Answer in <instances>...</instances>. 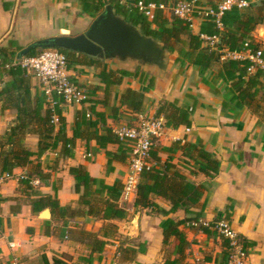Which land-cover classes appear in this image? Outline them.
Masks as SVG:
<instances>
[{
	"label": "crops",
	"instance_id": "crops-1",
	"mask_svg": "<svg viewBox=\"0 0 264 264\" xmlns=\"http://www.w3.org/2000/svg\"><path fill=\"white\" fill-rule=\"evenodd\" d=\"M136 1L128 0L127 5ZM181 1L187 0H167L166 3L171 7ZM200 1L210 7L222 0H209L211 3ZM247 1L249 6L242 12L260 14L263 18L253 36L264 50V6L261 4L264 0ZM165 14L170 16L167 11ZM93 20L82 13L78 0H0V49L8 47L10 42L25 48L50 37H75L85 33ZM201 23L202 20H195L192 26L194 34H199ZM179 48L171 49L173 65L166 75L140 68L150 74L149 81L154 79L153 87L150 88L149 81L142 84L140 77L124 78L119 86L111 88L108 106L105 105L106 86L99 78L100 69L84 65L70 70L73 81L88 93L90 102L81 106L65 105L64 116L67 135L73 137V125L81 110L91 113L90 110L95 109L108 115L106 123H100L94 115L91 117V120L97 121L96 132L104 134L103 127L116 129L123 124L131 126L139 118H156L159 105L164 100L176 102L179 107H194L190 127L170 128L164 119L165 126L162 135L155 141V148L161 165L171 159V164L188 181L207 187L200 203L190 212L180 209L165 216L136 210L134 202L126 203L120 199L127 217L122 221H112L119 228L118 236L107 240L103 253L92 254L90 247L81 239L87 232L98 235L109 222L90 216L87 208L79 205L81 194L75 190L76 182L70 169L82 165L93 178L104 179L107 185L113 186L116 182L124 184L130 159L125 163H114V170L107 173V157L96 141L78 139L73 157L60 158L57 152H46L34 158L36 163H41L47 176L44 179L35 178L31 188L20 182L25 174L23 169H16L11 178L0 181V264H53L58 260L68 264H97L99 258L112 261V264H165L167 258L174 264H224L227 253L224 242L217 235L209 236L188 226V220L195 218L208 222L227 220L243 239L252 243L248 247L247 264H264V120L246 107L238 110L224 107L229 97L226 85L217 79L220 65L214 66L204 76L200 70L186 64L185 76L177 78L174 74L180 65L175 62ZM105 64L114 71L139 68ZM4 69L0 66V90L10 81ZM32 84L40 87L33 75ZM127 89L144 93L142 110L137 114L130 113L121 103ZM114 108L118 112L109 117L114 114ZM16 116L14 110L2 112L0 102V134L6 132ZM177 141L197 145L218 161L219 172L213 179L199 172L195 162L186 157L181 149L176 152L163 150L170 149ZM27 143L32 151H38L37 136H28ZM117 149V145L108 147L109 151ZM41 199L58 201V208H46L51 211L48 220L33 212V204ZM156 202L166 211L171 210L169 202L163 199ZM167 219L185 221L180 230L186 235L189 247L181 260L174 254L177 240L173 237L169 245L164 243L163 223ZM122 242H125L124 247L133 248L142 244L145 252L138 253L134 262L120 263L118 249Z\"/></svg>",
	"mask_w": 264,
	"mask_h": 264
},
{
	"label": "trees",
	"instance_id": "trees-1",
	"mask_svg": "<svg viewBox=\"0 0 264 264\" xmlns=\"http://www.w3.org/2000/svg\"><path fill=\"white\" fill-rule=\"evenodd\" d=\"M78 1L82 13L92 19H96L105 10V7L111 4L116 12L124 16L128 22L140 28L145 35L163 42L170 51L180 46L178 57L175 59L177 64H188L200 70L204 76L214 66L220 65L217 79L226 85L225 90L229 97L224 107L233 110L246 107L264 120V71L258 69L255 73H250L249 69L253 64L250 60H223L228 52L245 51L246 43H249L250 49L254 51L262 48L253 36L256 27L263 22L260 14H244L241 9L233 7L223 14L220 19L221 25H218L214 17L205 18L201 23L199 34L196 35L193 33L191 23L173 15L167 16L162 10H156L153 17L149 18L134 5H122L114 0ZM144 1L168 5L167 0ZM261 4L264 6V1ZM209 6L215 8L217 4ZM202 36L218 38L215 49L205 46ZM14 45L15 43L10 42L8 47L0 49V66L5 68V72L10 77V81L0 90L2 112L14 110L17 113L16 119L9 124L6 132L3 135L0 134V175L12 176L16 169H23L25 174L20 182L26 188H31V183L35 178L44 179L47 176L41 163H36L34 158L40 157L46 152H57L60 158L73 157L78 139L88 142L96 141L98 148L104 151L107 157V173L114 170V163L127 162L131 155L128 143L121 141L112 128L103 127L104 134L97 133V121L88 118L87 110H81L77 113L73 125V137H68L67 121L64 116V99L53 97V101H51L40 87L33 86L32 75L27 68L21 65L23 59L36 57L44 50H33L26 57L18 60L17 55L23 48ZM57 50L66 57L69 70L84 65L95 66L100 69L99 78L106 86V106L109 104L111 88L119 86L124 78L140 77L142 84L149 81L150 74L145 73L140 68H135L134 71L123 69L114 71L110 70L109 66L100 59L66 50ZM149 82L150 88L153 87L154 79ZM143 102L144 93L132 89H127L121 97L122 105L132 114H137L142 110ZM90 111L96 120L100 123H106L108 115L105 112H98L95 109ZM117 112L118 109L114 108V114L109 117H114ZM193 112L194 107H179L176 102L171 103L164 100L160 103L155 117L164 118L168 127L176 129L180 126L190 127ZM55 118L58 119V122H55ZM28 136L38 137L37 152L26 146L25 141ZM154 144L156 145V143ZM110 145H117V151H109ZM180 149L186 157L195 162L198 171L205 174L206 177L213 179L214 175L219 172L218 161L197 145L183 144L182 141H177L170 149L164 148L163 150L176 152ZM151 158L155 165L150 169H144L141 174L134 201L136 210H148L165 216L180 209L190 212L191 208L200 203L207 187L205 185L196 186L188 181L187 177L179 172L175 165L171 164L169 161L171 159L161 165V158L158 157L155 146L151 151ZM192 173L196 174L194 171ZM70 174L75 179L76 192L81 194L79 205L87 208V213L90 216L109 222L98 235L87 232L81 239L90 247L92 254H101L108 244L107 240L118 236L119 228L112 221H122L127 217L125 207L119 203L124 184L116 182L113 186H109L104 179L93 178L86 167L82 165L72 167ZM157 199L169 202L172 206L171 210L163 209L156 202ZM48 207L58 208V201L41 199L33 204V212L41 213ZM197 219H189L188 221ZM184 223L185 221L175 222L172 219H167L163 223L164 243L166 246L169 245V240L173 237L177 240L174 254L179 256L180 260L185 257L189 247L186 235L180 230V226ZM203 231L209 236L216 235L206 228H203ZM223 242L227 252L224 257V264H227L228 243L225 240ZM244 242L246 247L252 246V243L245 239ZM124 245L125 242H122L118 249L120 263L134 262L138 253L145 252V247L142 244L138 248L124 247ZM99 261L102 259L99 258ZM89 262H92V258L89 259ZM53 264L68 263L58 260ZM165 264L174 263L167 258Z\"/></svg>",
	"mask_w": 264,
	"mask_h": 264
},
{
	"label": "built area",
	"instance_id": "built-area-1",
	"mask_svg": "<svg viewBox=\"0 0 264 264\" xmlns=\"http://www.w3.org/2000/svg\"><path fill=\"white\" fill-rule=\"evenodd\" d=\"M115 2L127 5L128 0H114ZM144 15L152 18L156 10L169 12L170 15L178 17L194 25L195 20H204L214 17L220 24V19L226 11L237 7L241 10L249 6L247 0H222L217 6L206 7L200 0H187L176 3L169 7L166 4L146 3L144 0H137L133 4ZM205 45L215 49L218 42L216 37L202 36ZM246 50L242 52H228L223 59L250 60L252 64L250 73L256 70L264 71V50L262 48L254 51L250 49L249 43L245 44ZM21 65L28 69L29 73L40 83L41 90L53 101V97L64 99L65 105H85L89 103V95L82 90L74 81L68 69L66 57L57 49L44 50L40 55L27 58ZM88 118L92 114L88 112ZM55 122L58 119L55 118ZM165 126L164 118H154L146 120L139 118L131 126H122L113 129V132L121 141L127 142L131 149L130 166L121 199L123 202H134L137 194L140 177L144 169H150L155 165L147 163L144 159L151 157L154 141L159 139ZM152 159V158H151ZM11 178L10 175H0V181ZM188 226L199 229L203 228L216 233L222 241H227L228 260L227 264H247L249 259V248L246 247L244 239L233 228L227 220H217L208 222L204 220H194L188 222ZM97 264H112L103 259Z\"/></svg>",
	"mask_w": 264,
	"mask_h": 264
},
{
	"label": "water",
	"instance_id": "water-1",
	"mask_svg": "<svg viewBox=\"0 0 264 264\" xmlns=\"http://www.w3.org/2000/svg\"><path fill=\"white\" fill-rule=\"evenodd\" d=\"M36 49L66 50L120 67H139L162 76L173 65L171 51L163 42L142 33L140 28L118 14L111 4L93 20L85 33L75 37L58 36L38 40L23 48L17 59H23ZM39 216L44 220L50 219V209L43 210Z\"/></svg>",
	"mask_w": 264,
	"mask_h": 264
},
{
	"label": "rangeland",
	"instance_id": "rangeland-1",
	"mask_svg": "<svg viewBox=\"0 0 264 264\" xmlns=\"http://www.w3.org/2000/svg\"><path fill=\"white\" fill-rule=\"evenodd\" d=\"M203 1H206V3H211L212 1H209V0H203ZM261 3H262V1H261ZM208 5V4H207ZM23 61H25V59H23ZM173 62V61H172ZM111 65V64H110ZM186 67H188V66H185V65H183V64H180L179 65V67H176V73L174 74L177 78L179 77V76H185V74H186ZM171 69V68H170ZM186 71V72H185ZM176 78V79H177ZM123 125H125V124H123ZM122 125V126H123ZM26 142V141H25ZM155 143V142H154ZM26 144V143H25ZM26 146L28 147V143L26 144ZM154 146H155V144H154ZM154 148V147H153ZM147 163H149V164H152L153 163V161H152V159H151V157L150 158H145L144 159ZM50 209V208H49ZM52 209V208H51ZM52 210H54V209H52ZM116 260H117V257H116ZM108 262H111L112 263V261H109V260H107Z\"/></svg>",
	"mask_w": 264,
	"mask_h": 264
}]
</instances>
